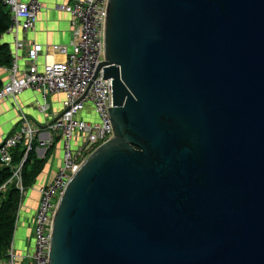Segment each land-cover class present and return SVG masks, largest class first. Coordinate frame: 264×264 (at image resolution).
<instances>
[{
	"label": "water",
	"instance_id": "1",
	"mask_svg": "<svg viewBox=\"0 0 264 264\" xmlns=\"http://www.w3.org/2000/svg\"><path fill=\"white\" fill-rule=\"evenodd\" d=\"M104 52L49 264H264V0H107Z\"/></svg>",
	"mask_w": 264,
	"mask_h": 264
},
{
	"label": "built area",
	"instance_id": "2",
	"mask_svg": "<svg viewBox=\"0 0 264 264\" xmlns=\"http://www.w3.org/2000/svg\"><path fill=\"white\" fill-rule=\"evenodd\" d=\"M9 7L12 24L8 32L15 37L12 66L8 82L0 91V102L16 100L25 91L39 93L42 103L39 109L46 112L49 96L63 94L65 101L61 117L52 125L63 144V161L53 181L39 189L40 202L33 220V264H49L50 239L54 214L59 200L71 178L80 170L84 161L100 147L114 138L108 114L112 108L111 80L103 79L101 65L106 61L104 52V15L107 0H70L59 6L71 16L72 41L68 46H43L19 39L20 31L28 33L37 24L43 9L40 0H0ZM27 52L28 65L21 71L19 52ZM65 55V61H49V55ZM46 61L40 66V58ZM93 108V110H92ZM84 117H81V116ZM39 130L25 113L21 114L19 127L0 146V162L13 169L10 183H15L21 201L27 193L23 184V162L34 148ZM26 146L24 160L12 166L13 150L20 144ZM50 149L55 138L41 140ZM5 189V186L2 188ZM8 264H16L17 257L10 251Z\"/></svg>",
	"mask_w": 264,
	"mask_h": 264
},
{
	"label": "crops",
	"instance_id": "3",
	"mask_svg": "<svg viewBox=\"0 0 264 264\" xmlns=\"http://www.w3.org/2000/svg\"><path fill=\"white\" fill-rule=\"evenodd\" d=\"M28 2L30 0H21ZM43 9L39 14L36 27L24 33L20 31L19 39L29 43H37L43 46L65 45L72 41L71 16L59 9L60 5L68 4L70 0H40ZM3 44L10 46L15 51V37L7 32L1 39ZM19 65L21 71L28 65L27 52L25 49L19 52ZM63 54L51 53L49 61H65ZM46 61L45 56L40 58V66ZM9 79V68H0V82L4 86ZM65 96L54 94L48 97L46 103L49 109L42 112L39 104L42 97L39 93L28 90L17 97L16 100L0 102V146L4 139L11 135L20 123L22 113L28 115L34 121V127L39 130L38 138L35 141L34 149L38 159L43 161V166L31 187L21 201L19 216L16 226V233L13 244V251L17 257L16 264H33L34 254L33 220L40 202L39 189L50 184L63 161V144L56 137L50 124L63 111ZM93 110V108H92ZM55 138L54 146L46 149L41 145V140L49 141ZM9 260L4 262L8 264Z\"/></svg>",
	"mask_w": 264,
	"mask_h": 264
},
{
	"label": "trees",
	"instance_id": "4",
	"mask_svg": "<svg viewBox=\"0 0 264 264\" xmlns=\"http://www.w3.org/2000/svg\"><path fill=\"white\" fill-rule=\"evenodd\" d=\"M12 24V15L9 7L0 1V68L12 66L13 54L9 45L1 42L2 37L8 32ZM3 85L0 82V91ZM24 143L13 150L12 166H18L26 154ZM43 166V161L37 158L35 149L29 152L23 162V184L28 189L35 182ZM13 169L0 162V264L10 259V251L13 249L16 226L21 205L20 192L15 183H10ZM5 187L3 190L2 188Z\"/></svg>",
	"mask_w": 264,
	"mask_h": 264
},
{
	"label": "rangeland",
	"instance_id": "5",
	"mask_svg": "<svg viewBox=\"0 0 264 264\" xmlns=\"http://www.w3.org/2000/svg\"><path fill=\"white\" fill-rule=\"evenodd\" d=\"M81 117H84V116L82 115ZM54 120H55V119H54ZM55 122H56V121H55ZM55 122H54V123H55ZM5 187H6V186H5Z\"/></svg>",
	"mask_w": 264,
	"mask_h": 264
}]
</instances>
